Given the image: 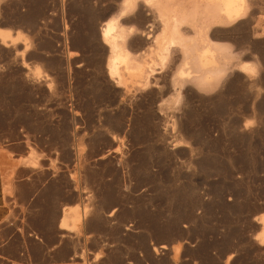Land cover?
Here are the masks:
<instances>
[{
  "label": "rangeland",
  "instance_id": "374dc122",
  "mask_svg": "<svg viewBox=\"0 0 264 264\" xmlns=\"http://www.w3.org/2000/svg\"><path fill=\"white\" fill-rule=\"evenodd\" d=\"M135 2L116 76L124 0H0V264H264V0L179 27L209 65Z\"/></svg>",
  "mask_w": 264,
  "mask_h": 264
},
{
  "label": "bare ground",
  "instance_id": "6f19581e",
  "mask_svg": "<svg viewBox=\"0 0 264 264\" xmlns=\"http://www.w3.org/2000/svg\"><path fill=\"white\" fill-rule=\"evenodd\" d=\"M144 1L150 7L155 8L156 10L155 15L160 20V23L162 25V29L159 31V33H157V35H155L156 39H155V44H154L155 46L153 48V51L155 50L156 56L154 57V59L157 61H163L168 56L167 54L169 53L172 47L180 46L182 48L181 50H184V53H182L184 54L183 57H186L187 59L189 58V60L190 58L194 60L196 58V60L199 63L201 61L200 63L201 65H203L204 63L205 64L208 63L209 65V63L213 64V62H215L214 52L215 53L217 52L216 50L214 51V49H216V47L213 46L214 49L213 48L210 49L208 48V46L203 47L201 45L202 47L200 48L202 49L200 50L196 48L197 44L195 43L196 45L195 47H193V49L196 48L199 52H196L195 56H194L195 54L194 52L193 56L195 58H193V56L190 57L188 55L190 51L189 48L190 46L192 47L194 42L191 41V43L193 42L191 44L188 37L185 39L184 37L182 38L185 41L181 40L180 36L182 37L183 35H182V32H179L180 30L179 27L186 21L191 23V21H188L189 19L196 21L200 25H203L207 23L208 21H210L211 19L218 18V17L226 18V19L227 18L233 19V18H236L240 14L239 11L240 9L243 8V7L241 8V4L239 3L237 4L236 2L237 0H144ZM238 2H240V0H238ZM134 3H136L135 0H124V3L122 4L123 5L122 11L116 17L105 21L100 31L103 41L107 43L111 49V53H110L111 55H110V58H108V62H107L108 73L115 74V75L117 74L116 76H119L120 66L123 65L124 68H127V63L128 61H130V58H131L130 53L127 52L123 46L124 45L123 39L125 37L124 36L125 32H123L124 30L121 28V25L119 23V18L123 14H125V11L127 9H129L132 5L134 6ZM134 7H132L131 9H133ZM243 11L244 10H242V12ZM161 25L159 24V26ZM181 29H182V26H181ZM179 33H181V35ZM199 34L201 35L200 32ZM6 37H9L10 39H13L14 41L15 39L17 40L18 38L17 35H11L9 31L1 30L0 39L2 38V41H5L7 39ZM191 51H190V54H191ZM207 72L210 74L212 73V76H213L216 74L220 75L222 70L220 71L219 69L216 71V68H215V69H212V72H209V71ZM77 216L79 215H76V217L74 218L77 219L78 218ZM66 224L61 219V223L59 227L61 226L65 228L67 227Z\"/></svg>",
  "mask_w": 264,
  "mask_h": 264
}]
</instances>
